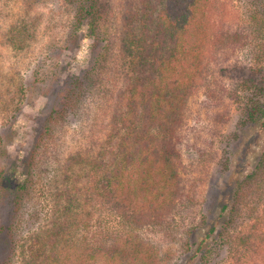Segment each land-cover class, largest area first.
Listing matches in <instances>:
<instances>
[{
  "label": "trees",
  "instance_id": "1",
  "mask_svg": "<svg viewBox=\"0 0 264 264\" xmlns=\"http://www.w3.org/2000/svg\"><path fill=\"white\" fill-rule=\"evenodd\" d=\"M8 1L0 0V40L12 52H30L43 40L46 0H13L5 15ZM124 1L118 35L112 37L106 0H56L65 29L50 63L41 66L48 75L41 82L53 89L41 94L51 110L46 118L27 109L23 78L14 80L0 67V117H6L0 124V233L8 240L2 264H162L174 258L169 252L162 256L143 229L159 227L181 240L183 232L170 221L187 196L180 149L185 113L206 82L210 52L245 41L218 33L217 0ZM249 20L255 59L229 69L227 78L237 80L238 127L264 130V0ZM85 38L90 56L74 68ZM117 69L122 84L107 88L106 79ZM97 96L109 101L102 128L84 121L91 108L86 103ZM20 122L29 144L24 157L13 147ZM231 185L220 216L188 264H210L225 246L233 250L225 237L241 208H255L248 219L260 209L264 146L251 171ZM39 192L51 201L48 211L35 203ZM6 205L7 225L1 219ZM101 215L114 218V231L100 230ZM193 234L187 233V246ZM250 236L240 239L247 249L258 244Z\"/></svg>",
  "mask_w": 264,
  "mask_h": 264
},
{
  "label": "rangeland",
  "instance_id": "2",
  "mask_svg": "<svg viewBox=\"0 0 264 264\" xmlns=\"http://www.w3.org/2000/svg\"><path fill=\"white\" fill-rule=\"evenodd\" d=\"M106 2L112 15L106 31L112 37H116L124 13L125 1L106 0ZM216 2L218 11L215 20H217L218 33L232 36L234 39H236L235 35L243 36L245 43L234 46L221 44L210 52L207 59L206 82L188 104L180 146L183 155L182 181H184L187 196L185 204H182L183 207L170 221L175 230L183 232L180 235L182 238L180 237V241H175L167 237L159 227L147 226L143 229L145 237L155 242L162 256L168 252L174 256L173 260L162 261V264L189 263L191 256L199 247L200 239L220 216L223 202L232 188L231 181L246 176L251 171L264 146V130L261 126L244 130L238 127V104L234 101L239 91L237 80L230 79L231 76L227 73L229 69H233L240 63L249 64L255 59L257 42L253 38L249 19L255 12L259 0H217ZM55 4L56 0H46L42 5L47 22L43 28V40L30 52L18 54L12 52L0 40L2 72H7L8 76L13 77L14 80L19 81L23 78L29 93L27 109L42 112L43 119L51 110L43 102L41 94L45 91L53 92V89L50 85L41 82L48 76H45L47 68L43 69L41 66L50 63L49 56L52 54L50 51L56 45H60L61 36L63 37L61 29H65V23L61 21ZM13 5L14 1L9 0L4 6L5 9L8 7L4 9L5 15ZM54 29L58 32L56 33ZM89 56L90 42L85 38L73 65L74 68L81 66ZM12 66H14L12 69L16 70L12 71ZM118 72L119 69L114 70L110 79H106L107 88L114 90L120 87L122 78ZM96 98L86 103L91 108L88 118L85 117L84 121L91 123L92 127L97 123L98 127L102 128L109 117V101L108 96L102 99L101 96ZM5 120L1 116L0 124ZM76 127H79V124ZM94 129H97V126ZM18 131L19 137L15 140L13 147L16 151H20L21 157H24L29 145L24 136L26 133L24 123L18 124ZM21 177L17 178L22 179ZM35 203L41 210L44 209L43 211L51 208V201L40 192L36 196ZM259 207L257 212L251 214L252 219L247 217L251 209L255 208L252 205L241 208L236 226L232 227L225 237V240L233 241V250L230 251L229 246H225L222 253L217 251L213 255L210 264H264V202ZM1 212L2 222L7 225L11 216L10 206L6 205ZM102 216L97 217L100 230L103 233L114 231L116 229L114 218L103 216L102 221L100 220ZM26 228L28 229L29 225ZM190 231L194 234L190 245L187 246L186 235ZM246 235H251V240L258 243L255 248L247 249L241 245L240 239ZM221 241V239L216 240L219 245ZM209 243L213 245L214 238ZM7 250V236L0 233V264ZM182 251H185L183 256H181Z\"/></svg>",
  "mask_w": 264,
  "mask_h": 264
}]
</instances>
